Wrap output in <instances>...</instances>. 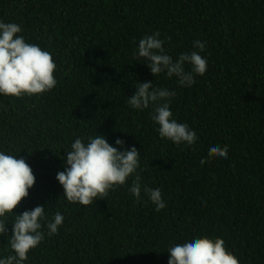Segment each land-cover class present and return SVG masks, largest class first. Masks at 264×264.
I'll return each mask as SVG.
<instances>
[{
  "label": "trees",
  "instance_id": "16d2710c",
  "mask_svg": "<svg viewBox=\"0 0 264 264\" xmlns=\"http://www.w3.org/2000/svg\"><path fill=\"white\" fill-rule=\"evenodd\" d=\"M0 20L19 24L57 65L50 92L0 96V150L23 158L36 178L13 213L42 205L49 220L65 217L26 264H168V249L193 236L222 238L239 264H264V0H0ZM155 32L174 60L206 41L208 70L192 87L133 58ZM137 82L176 93L171 111L195 131L192 147L161 139L151 109L131 108ZM96 133L136 147L140 182L161 189L165 209L157 213L143 192L133 198L135 176L94 205L63 197L56 174L65 152ZM212 144L227 145L228 158H208ZM5 219L6 257L15 216Z\"/></svg>",
  "mask_w": 264,
  "mask_h": 264
},
{
  "label": "clouds",
  "instance_id": "9594fccd",
  "mask_svg": "<svg viewBox=\"0 0 264 264\" xmlns=\"http://www.w3.org/2000/svg\"><path fill=\"white\" fill-rule=\"evenodd\" d=\"M22 29L17 23L0 20V96L24 98L43 95L57 86L55 72L57 65L51 52L38 44L27 43L20 35ZM160 33L155 32L139 40L133 58L146 61L145 66L157 77L175 78L183 88L192 87L197 76H204L208 62L202 57L206 41H196L193 47L198 51L181 53L175 60L167 54ZM186 65L190 66L186 70ZM176 93L167 88H157L153 82L138 83L128 104L137 111L151 109L150 119L158 125L161 139L177 147H192L198 137L188 124L178 122L171 111V102ZM228 146L209 145L208 158H228ZM64 171L56 174V180L63 188V197L70 203L87 207L97 200H104L111 190L123 186L130 177L135 182L129 188L136 201L141 194L155 206L158 213L166 208L160 188H150L140 182V153L136 147L127 148L121 139L111 146L102 135L77 137L65 152ZM207 159H201L203 166ZM36 178L31 167L23 158L0 150V236L7 234L6 216H15L12 223L10 251L0 256V264H26L29 253L45 239L58 234L65 217L56 212L49 220L45 206L38 205L21 214L13 210L28 197ZM46 229V232H45ZM168 264H239L238 258L228 251L222 238L193 236L182 244H175L167 251Z\"/></svg>",
  "mask_w": 264,
  "mask_h": 264
}]
</instances>
